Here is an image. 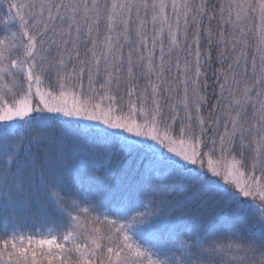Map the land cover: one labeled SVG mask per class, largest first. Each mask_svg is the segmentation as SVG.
Wrapping results in <instances>:
<instances>
[{"label":"snow or ice","instance_id":"6c2138e0","mask_svg":"<svg viewBox=\"0 0 264 264\" xmlns=\"http://www.w3.org/2000/svg\"><path fill=\"white\" fill-rule=\"evenodd\" d=\"M5 2L0 264H264V0Z\"/></svg>","mask_w":264,"mask_h":264},{"label":"rangeland","instance_id":"374dc122","mask_svg":"<svg viewBox=\"0 0 264 264\" xmlns=\"http://www.w3.org/2000/svg\"><path fill=\"white\" fill-rule=\"evenodd\" d=\"M199 2V0H197ZM213 4H219L222 2V0H211ZM11 15H14L11 14ZM205 26H207V21H205ZM213 31L215 32L217 25L216 22H213L211 25ZM18 30V21H15L11 19L10 14L8 13L7 10V3L5 0H0V39H9L11 34L13 32H16ZM206 47V40L202 39V48ZM215 46H213L214 48ZM182 55V54H181ZM213 62L207 66L206 71H207V79L209 81V93L212 92V88L215 84V79H214V72L216 69L219 68V64L216 62V55L215 51H213ZM143 83V81H141ZM210 99L212 100V103L215 102L214 98L210 96ZM35 223V222H33ZM6 225L0 224V229H3ZM28 228H32V224L28 225ZM36 230L39 231V226L37 225Z\"/></svg>","mask_w":264,"mask_h":264},{"label":"trees","instance_id":"16d2710c","mask_svg":"<svg viewBox=\"0 0 264 264\" xmlns=\"http://www.w3.org/2000/svg\"><path fill=\"white\" fill-rule=\"evenodd\" d=\"M211 100V99H210ZM211 102H212V100H211ZM3 229H0V231H2ZM161 259H163V257L161 258Z\"/></svg>","mask_w":264,"mask_h":264}]
</instances>
